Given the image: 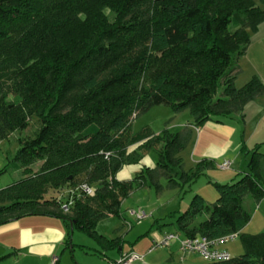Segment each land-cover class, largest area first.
<instances>
[{
  "label": "trees",
  "instance_id": "trees-1",
  "mask_svg": "<svg viewBox=\"0 0 264 264\" xmlns=\"http://www.w3.org/2000/svg\"><path fill=\"white\" fill-rule=\"evenodd\" d=\"M261 22L264 0H0V140L29 131L10 159L20 176L0 190V225L54 217L65 223L66 247L71 222L99 252L117 248L120 238H105L97 223L121 214L122 200L146 182L144 173L182 187L211 166L202 160L189 173L179 171L190 130L132 133L133 118L155 105L189 109L195 126L241 118L245 105L264 94V82L253 76L237 87L235 60ZM142 146L156 149L158 168L117 178ZM262 146L248 151L243 173L213 182L212 204L196 193L176 216L175 231L185 237L239 232L243 253L209 264H264V233L242 232L250 219L243 197L264 198ZM81 183L94 193L76 190Z\"/></svg>",
  "mask_w": 264,
  "mask_h": 264
},
{
  "label": "rangeland",
  "instance_id": "rangeland-1",
  "mask_svg": "<svg viewBox=\"0 0 264 264\" xmlns=\"http://www.w3.org/2000/svg\"><path fill=\"white\" fill-rule=\"evenodd\" d=\"M253 32L251 33L252 36ZM250 67L246 66L245 72H241L236 78L235 84L242 86L246 83L249 78ZM246 80V81H245ZM220 89L217 91L216 96L220 95ZM236 119H240V115H236ZM189 109H183L181 111H174L171 107L165 105H155L148 110L140 113L133 118L130 131L136 133L143 128H150V130L161 137L164 136L165 131L170 133H177L182 131L183 134L185 126L189 121H192ZM254 121L245 123V135H249L253 128L255 129ZM237 127H242L241 125H236ZM264 127V119H261L260 126L255 129V137H259V134ZM244 128H241V131ZM264 131V130H262ZM29 131H14L8 138L0 140V170L8 165V170L0 173V190L14 183L19 178V174L13 169L10 163V159L14 156L17 148L19 147L18 137L20 135L28 134ZM261 136V135H260ZM262 139L259 142L264 141V134H262ZM190 140L181 148L180 156L182 158V166H180L179 171H185L189 173L191 169L196 168L197 164L194 163L193 157L191 155ZM254 142V141H253ZM133 147L130 149V151ZM138 157L135 161H128L122 165V167L117 171V178L120 180H132L135 175L141 171L144 167L153 168L152 172L158 168L157 162L159 159L156 149L150 146H142L136 149ZM230 151V149H229ZM228 151V152H229ZM261 152L264 153V146L261 148ZM229 155V154H228ZM242 157V156H241ZM150 161L147 162L146 161ZM250 156H248V159ZM248 161V160H247ZM221 163L218 161H213L211 166L206 168L204 173L196 177L187 186L178 184H171L166 177V175H158L153 181H151L150 173L145 174V183L139 186H134L131 192L122 200L120 215H108L103 217L96 226L98 232L103 233L105 236L112 238L116 236L125 237L124 246L129 249L131 245L138 244L137 237H154L156 240L161 239V235L169 231H175L174 217L171 216L173 210H177L179 203L184 205L190 201L192 196L196 193L200 194L206 201L207 204H212L216 197L217 191L214 186V181L217 182H228L232 177L225 180L214 179L219 172H226L229 169L233 170L234 167L231 166L227 169L220 167ZM130 177V178H129ZM184 178L186 175L183 176ZM191 177V176H190ZM188 178V176H187ZM177 180L182 182L183 180L178 177ZM190 187V188H189ZM262 202V204H261ZM242 203L244 208L249 212L250 219L247 225L244 227V233L248 234H258L264 233V198L260 201H256L251 193H247L243 199ZM141 210L146 213V217L137 220L136 214L134 212ZM182 210V209H181ZM183 211V210H182ZM152 212H154L152 214ZM173 215V214H172ZM205 214L197 217V220L204 218ZM156 221V222H155ZM153 224V225H152ZM151 227V228H150ZM150 228V229H149ZM141 232V233H140ZM162 232H164L162 234ZM140 233V234H139ZM154 235V236H153ZM71 243L66 247L65 244L61 246L55 256L59 259L60 264H109L107 259H104L96 249L100 247L98 243L91 238L88 234L74 229L71 234ZM173 242V241H172ZM1 245V240H0ZM167 247V246H159ZM158 247V248H159ZM226 247L232 256H237L243 253V246L241 238L238 236L234 240H230L226 243ZM157 248V247H155ZM17 253L9 252L5 258L0 259V264H40V260L27 261L26 259H16L19 257ZM121 256V255H120ZM117 257L116 260H118ZM200 256V255H199ZM205 262H208L205 258L200 256ZM53 258L51 259V262ZM43 264V263H42Z\"/></svg>",
  "mask_w": 264,
  "mask_h": 264
},
{
  "label": "crops",
  "instance_id": "crops-1",
  "mask_svg": "<svg viewBox=\"0 0 264 264\" xmlns=\"http://www.w3.org/2000/svg\"><path fill=\"white\" fill-rule=\"evenodd\" d=\"M235 61L238 66L235 81L241 72H245L246 66H249L251 74L247 79L257 76L264 82V22H261L253 32L245 53L237 57ZM236 86L238 87V85ZM236 118L225 123L208 121L201 126H195L192 120L184 127L190 130L192 135L190 149L195 164L202 160L211 161V164L213 161L222 163L226 160L233 165V170L219 172L214 179L225 180L232 177V180L246 170L248 151L262 139V134H264V131H262L264 127H262L259 137H255L257 132L255 129L260 126L261 119H264V94L249 101L243 109L242 117L240 119ZM246 121L248 123L254 121L256 127L249 135L243 137L246 131ZM235 124L241 125L244 129L241 131L242 127H237ZM254 131L256 132L254 133ZM242 143L245 145V150L241 148ZM188 203L189 201L184 205L185 208H182V204L179 203L178 209L173 210L171 216L176 219L179 213L186 210ZM99 233L107 239L120 238L121 240L117 248H109L99 252L104 259L110 262L109 264L114 262L121 254L131 251L142 256L141 259H136L131 264H209V261H203L196 253H182L176 240H173L167 247H157L149 251L153 242L160 239L156 240L152 237L150 240L148 237L140 236L136 240L138 244L131 245L129 249H126L124 246L125 237L109 238L103 233ZM66 235L65 223L59 218L39 215L24 216L0 225V256H7L9 252H16V255L19 256L16 257L18 260L26 259L29 262L40 260V264H52L51 259L56 258L55 254L64 245ZM222 248L229 252L226 244ZM96 250L98 251L100 248L98 247Z\"/></svg>",
  "mask_w": 264,
  "mask_h": 264
},
{
  "label": "built area",
  "instance_id": "built-area-1",
  "mask_svg": "<svg viewBox=\"0 0 264 264\" xmlns=\"http://www.w3.org/2000/svg\"><path fill=\"white\" fill-rule=\"evenodd\" d=\"M230 165V161L225 160L221 163L220 167L227 169ZM75 189L81 190L88 195L93 194L95 191L94 187L88 183H81ZM134 213L136 214L137 220H141L146 217V213L144 211L138 210ZM238 236L239 232H232L217 238H209L205 236L185 237L176 231L165 232L159 241L153 242L149 251L155 247L169 246L173 240H176L179 243V250L182 253H196L209 262L228 261L232 258V255L227 250L222 248V246L228 241L236 239ZM141 258V255L131 251L121 254L120 258L111 264H131L132 261Z\"/></svg>",
  "mask_w": 264,
  "mask_h": 264
},
{
  "label": "water",
  "instance_id": "water-1",
  "mask_svg": "<svg viewBox=\"0 0 264 264\" xmlns=\"http://www.w3.org/2000/svg\"><path fill=\"white\" fill-rule=\"evenodd\" d=\"M73 230H74V227H73V224L70 222V238H69V242L71 243V234H72V232H73Z\"/></svg>",
  "mask_w": 264,
  "mask_h": 264
},
{
  "label": "clouds",
  "instance_id": "clouds-1",
  "mask_svg": "<svg viewBox=\"0 0 264 264\" xmlns=\"http://www.w3.org/2000/svg\"><path fill=\"white\" fill-rule=\"evenodd\" d=\"M146 161H147V158H146ZM147 162H149L150 163V161H147ZM130 178V177H129Z\"/></svg>",
  "mask_w": 264,
  "mask_h": 264
}]
</instances>
